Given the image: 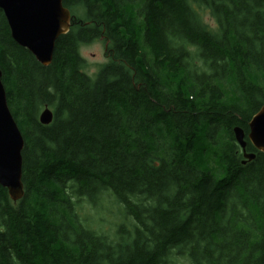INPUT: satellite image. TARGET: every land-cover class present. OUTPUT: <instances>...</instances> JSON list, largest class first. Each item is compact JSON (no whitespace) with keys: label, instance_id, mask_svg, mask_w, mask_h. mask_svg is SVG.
I'll return each instance as SVG.
<instances>
[{"label":"trees","instance_id":"trees-1","mask_svg":"<svg viewBox=\"0 0 264 264\" xmlns=\"http://www.w3.org/2000/svg\"><path fill=\"white\" fill-rule=\"evenodd\" d=\"M63 5L70 28L46 66L0 9L1 80L25 141L23 197L0 185V264H264V152L246 136L264 104V0ZM94 40L107 61L90 73L80 47ZM105 192L129 217L112 234L76 208Z\"/></svg>","mask_w":264,"mask_h":264},{"label":"water","instance_id":"water-1","mask_svg":"<svg viewBox=\"0 0 264 264\" xmlns=\"http://www.w3.org/2000/svg\"><path fill=\"white\" fill-rule=\"evenodd\" d=\"M12 39L26 48L42 65L52 61L56 39L70 28L71 13L63 0H0ZM0 69V185L7 189L12 201L24 195L22 182L23 134L7 103L6 91L1 80ZM41 124L53 120V111L47 104L39 111ZM249 142L264 152V104L254 113L248 123ZM234 138L239 145L242 163L253 160L254 152L246 150L247 141L242 127H233Z\"/></svg>","mask_w":264,"mask_h":264},{"label":"rangeland","instance_id":"rangeland-1","mask_svg":"<svg viewBox=\"0 0 264 264\" xmlns=\"http://www.w3.org/2000/svg\"><path fill=\"white\" fill-rule=\"evenodd\" d=\"M203 20L210 25L214 24V18L208 10L203 11ZM80 54L85 59L88 72H95L99 65L107 61L104 43L102 40H94L80 47ZM76 205L81 220L92 222L101 232L112 234L119 224L127 223L129 217L121 203L115 202L110 193H103V197L93 204L80 200ZM169 264H187L181 258H173Z\"/></svg>","mask_w":264,"mask_h":264}]
</instances>
